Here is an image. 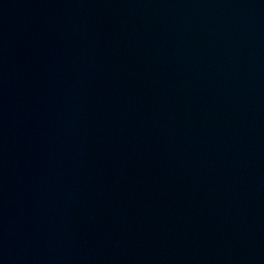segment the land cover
Masks as SVG:
<instances>
[{
    "label": "water",
    "instance_id": "95a60500",
    "mask_svg": "<svg viewBox=\"0 0 264 264\" xmlns=\"http://www.w3.org/2000/svg\"><path fill=\"white\" fill-rule=\"evenodd\" d=\"M0 264H264V0H0Z\"/></svg>",
    "mask_w": 264,
    "mask_h": 264
}]
</instances>
